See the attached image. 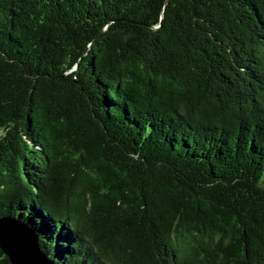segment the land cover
I'll list each match as a JSON object with an SVG mask.
<instances>
[{"label": "trees", "instance_id": "trees-1", "mask_svg": "<svg viewBox=\"0 0 264 264\" xmlns=\"http://www.w3.org/2000/svg\"><path fill=\"white\" fill-rule=\"evenodd\" d=\"M3 220L49 264H264V0H0Z\"/></svg>", "mask_w": 264, "mask_h": 264}, {"label": "water", "instance_id": "water-1", "mask_svg": "<svg viewBox=\"0 0 264 264\" xmlns=\"http://www.w3.org/2000/svg\"><path fill=\"white\" fill-rule=\"evenodd\" d=\"M0 247L13 264H49L39 251L35 237L14 221H0Z\"/></svg>", "mask_w": 264, "mask_h": 264}]
</instances>
